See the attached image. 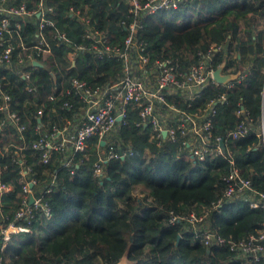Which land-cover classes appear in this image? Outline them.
Listing matches in <instances>:
<instances>
[{"label":"trees","instance_id":"trees-1","mask_svg":"<svg viewBox=\"0 0 264 264\" xmlns=\"http://www.w3.org/2000/svg\"><path fill=\"white\" fill-rule=\"evenodd\" d=\"M19 0H15L18 2ZM55 10V28L48 32L52 53L40 57L41 65H29V80L0 66V88L11 95V107L24 122L34 124L32 114L44 104V120L52 105L60 115L70 116L61 109L63 99L71 94L46 100L51 86L63 82L67 87L72 77L103 83L118 75L119 62L109 58L79 53L73 61L67 57L68 46L52 34L65 31L75 43L84 42L83 24L71 15L69 8L84 9L90 22L106 30L110 40L120 42L125 30L122 20L129 21L126 0H47ZM20 31H24L22 28ZM139 37L147 41L154 58H172L180 67L196 60L195 53L210 44L226 45L224 58L232 72L243 67L246 76L232 89L224 85H210L206 95L225 92L226 99L217 104L215 133L224 134L227 126L236 121L234 108L238 101L258 117L264 86V0H183L177 8H166L144 20ZM236 54L232 58V54ZM34 85L27 91L26 84ZM2 113L0 112V119ZM138 115L129 109L125 123H121L113 146L130 147L124 158H112L104 165L102 177L92 172L96 158L90 149L88 159L78 162L71 173L60 166L58 159L40 161L37 150L27 145L23 154L39 182H46L54 172L57 185L46 194L51 216L38 211L28 231L13 234L8 242L10 258L2 264H113L128 247L131 264H241L233 260L234 253L224 247L209 251L189 233H182L176 244L179 225L165 226L167 211L186 212L198 204H207L221 192L222 176L231 164L222 156L211 155L195 165L187 159H177V143L166 140L154 145L150 127L137 124ZM31 127L23 136L28 142L34 138ZM257 140L255 136L229 139L230 156L244 176H250L253 186L264 191V152L247 149ZM23 142L14 128L0 131V142ZM119 147V148H118ZM145 148L151 153L145 154ZM15 147L9 145L0 152V180L11 183L12 191L0 196V209L9 218L19 204L21 182L19 166L13 161ZM82 158L78 154L77 159ZM138 193H142L139 195ZM214 225L224 236H245L254 232L264 220V208H251L247 201L225 205L214 214ZM3 255L0 242V259ZM251 264H264L253 262Z\"/></svg>","mask_w":264,"mask_h":264},{"label":"built area","instance_id":"built-area-1","mask_svg":"<svg viewBox=\"0 0 264 264\" xmlns=\"http://www.w3.org/2000/svg\"><path fill=\"white\" fill-rule=\"evenodd\" d=\"M183 0H126L129 21L122 20L125 30L120 42L110 40L106 30H101L90 22L85 10L70 7L71 15L83 24L84 42L75 43L65 31L57 30L52 37L68 46L70 61L79 53H89L98 58H109L119 62L115 79L103 83L72 77L67 87L63 82L51 86L46 100L55 101L58 96L71 94L72 99H63L58 108L70 111V116L60 115L55 105L49 109L47 117L44 104H40L32 114L36 122H24L21 115L11 107V95L0 88V131L14 128L23 142H0V152L14 145L15 161L19 166L21 192L19 204L9 218L0 209V242L6 261L8 242L13 234L28 231L29 225L38 211L46 218L51 216V206L45 196L57 185L54 172L46 182H39L32 167L27 163L23 149L30 145L40 154V161L48 163L59 160L62 167L70 172L78 162L88 159L94 148L96 158L92 162V172L102 177L105 163L112 158H124L131 153L130 147L116 149L113 146L121 123H125L130 108L137 111L138 122L150 127V139L160 146L164 141L177 143V159H187L191 165L204 161L208 156H222L231 164L229 172L222 176L221 192L207 204H198L186 212L167 211L165 226H180V232L189 233L208 251L212 247H224L234 253L233 260L241 264L264 262V220L261 225L245 236H224L214 225V214L221 212L225 205L237 200L247 201L251 208H264V191L252 184L250 176H244L228 149L229 139L255 136L247 149L264 152V86L260 115H251L241 101L234 108L236 121L227 126L224 134L215 133L214 120L217 104L226 99L225 92L206 95L210 85H224L232 89L235 83L246 76L243 71L235 78L219 83L214 71L225 61L222 73H231L232 67L225 58L216 62L217 55H226V45L210 44L205 50L195 53L196 60L180 67L172 58L152 59L147 41L139 37L144 20L166 8H177ZM55 10L47 0H0V66L15 72L19 79L29 80L31 71L26 66L34 65L40 57L52 53L49 30L55 28ZM24 31H20L21 29ZM236 54H232L235 58ZM236 72V71H235ZM1 86V85H0ZM27 91H34V85L26 84ZM31 127L34 138L30 142L24 138V131ZM223 141V145H222ZM147 157L151 156L145 148ZM78 154L82 155L80 160ZM11 183L0 180V196L9 194Z\"/></svg>","mask_w":264,"mask_h":264},{"label":"water","instance_id":"water-1","mask_svg":"<svg viewBox=\"0 0 264 264\" xmlns=\"http://www.w3.org/2000/svg\"><path fill=\"white\" fill-rule=\"evenodd\" d=\"M35 65H41L38 61H34ZM225 61H222L221 65L219 67H217L214 71V77L216 79L217 82L219 83H225L227 80L230 79H235L242 71H243V67H239V69L236 72H231V73H222V69L224 67ZM222 145H223V141H222ZM181 237V234H177L176 237V244L179 242ZM128 247L127 249L122 253L121 257L119 258V260L113 264H131L132 261L128 258Z\"/></svg>","mask_w":264,"mask_h":264},{"label":"crops","instance_id":"crops-1","mask_svg":"<svg viewBox=\"0 0 264 264\" xmlns=\"http://www.w3.org/2000/svg\"><path fill=\"white\" fill-rule=\"evenodd\" d=\"M9 258H10V255L8 254V255L6 256V261H8Z\"/></svg>","mask_w":264,"mask_h":264},{"label":"rangeland","instance_id":"rangeland-1","mask_svg":"<svg viewBox=\"0 0 264 264\" xmlns=\"http://www.w3.org/2000/svg\"><path fill=\"white\" fill-rule=\"evenodd\" d=\"M138 194H139V195H141L142 193H141V194H140V193H138Z\"/></svg>","mask_w":264,"mask_h":264}]
</instances>
